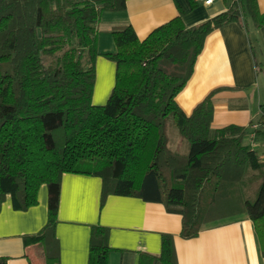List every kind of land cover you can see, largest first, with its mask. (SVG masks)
Listing matches in <instances>:
<instances>
[{
    "label": "trees",
    "instance_id": "1",
    "mask_svg": "<svg viewBox=\"0 0 264 264\" xmlns=\"http://www.w3.org/2000/svg\"><path fill=\"white\" fill-rule=\"evenodd\" d=\"M226 1L224 12L196 26L178 15L142 40L131 25H113L114 50L100 53L101 15L123 10L125 0H0V206L9 195L14 210H26L47 186L46 223L23 236L25 245L41 244L45 264H59L54 228L64 173L99 177L102 199L161 203L182 216L183 238L211 218L245 212L264 240V162L244 143L247 128L211 126L215 91L188 116L175 101L208 33L243 16L264 25L256 0ZM100 54L115 75L106 103L97 106ZM168 117L188 143L186 153L170 146ZM109 251L108 229L93 226L90 264H106ZM145 260L177 264L172 236L162 235L160 254L141 255Z\"/></svg>",
    "mask_w": 264,
    "mask_h": 264
},
{
    "label": "crops",
    "instance_id": "2",
    "mask_svg": "<svg viewBox=\"0 0 264 264\" xmlns=\"http://www.w3.org/2000/svg\"><path fill=\"white\" fill-rule=\"evenodd\" d=\"M195 1L192 6L190 0H125L123 10L102 13L97 26L98 51L114 50L109 34L113 25H131L142 40L175 16L180 15L186 27H193L229 6L226 0H213L209 5ZM256 3L258 11L264 13V0ZM95 65L107 76L102 77L99 92L94 89L93 97L102 95L104 101L115 66L101 54ZM213 91L211 126L246 127L244 143L258 150L250 145L249 133L250 123L260 121L264 115V25L256 27L250 17L243 16L207 34L193 71L175 101L188 116ZM185 142L179 137L171 147L186 153ZM47 200L45 184L38 188L37 204L26 210H14L10 196L5 197L0 206V257H5L7 264H45L41 244L25 245L23 236L36 234L44 226ZM95 225L108 229L110 251L106 264H149L148 260L141 263V255L158 256L164 234L172 236L177 264H264V240L260 241L245 212L205 223L196 236L183 238L182 216L167 212L161 203L114 194L102 199L99 177L64 173L54 228L59 264H90V235ZM153 264L165 263L156 260Z\"/></svg>",
    "mask_w": 264,
    "mask_h": 264
},
{
    "label": "rangeland",
    "instance_id": "3",
    "mask_svg": "<svg viewBox=\"0 0 264 264\" xmlns=\"http://www.w3.org/2000/svg\"><path fill=\"white\" fill-rule=\"evenodd\" d=\"M94 67H95V82H94V89L95 90H97V92H99L98 90H99V87H100V85H102V81H103V78L102 77H105V76H107V75H105V73L102 71V70H100V69H97L96 68V65H94ZM99 72H98V71ZM98 74H99V78L97 79V77H98ZM114 75H115V69H114ZM114 75H113V77L112 78H110L109 79V82H111V80L113 81V83H112V86H111V88H110V90H109V93H108V95L106 96V98H105V100L103 101L102 100V95L101 96H99V95H97V98L95 99L94 97H93V95H92V104L93 105H97V106H101V105H104L105 103H106V101H107V99H108V97H109V95H110V92H111V90H112V87H113V84H114ZM96 92V93H97ZM93 94H94V90H93ZM95 100V101H94ZM97 101V102H96ZM168 135H169V144H170V146H173V144H175V142L176 141H179V137H178V135H177V130H176V127L174 126V124L172 123V120H171V117H168ZM185 145H188V143L187 142H185ZM260 155L262 154V152H264V150H262V148H258V150H256ZM230 216H233L232 214H221V215H219V216H217L215 219L214 218H211V219H209L208 220V222H213V221H216V220H218V219H223V218H227V217H230Z\"/></svg>",
    "mask_w": 264,
    "mask_h": 264
},
{
    "label": "built area",
    "instance_id": "4",
    "mask_svg": "<svg viewBox=\"0 0 264 264\" xmlns=\"http://www.w3.org/2000/svg\"><path fill=\"white\" fill-rule=\"evenodd\" d=\"M205 5H209L213 0H201ZM251 132L249 137L252 148H262L264 150V120L253 122L250 124ZM260 159L264 162V152L260 155Z\"/></svg>",
    "mask_w": 264,
    "mask_h": 264
}]
</instances>
